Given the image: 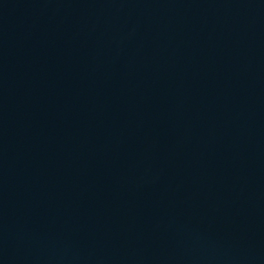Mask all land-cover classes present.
Listing matches in <instances>:
<instances>
[{"label":"water","instance_id":"obj_1","mask_svg":"<svg viewBox=\"0 0 264 264\" xmlns=\"http://www.w3.org/2000/svg\"><path fill=\"white\" fill-rule=\"evenodd\" d=\"M0 264H264V0H0Z\"/></svg>","mask_w":264,"mask_h":264}]
</instances>
